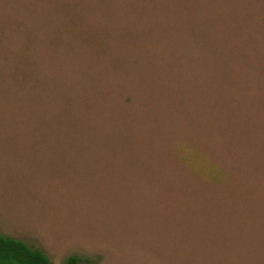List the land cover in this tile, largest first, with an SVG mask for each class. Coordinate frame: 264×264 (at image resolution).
<instances>
[{
  "label": "rangeland",
  "instance_id": "374dc122",
  "mask_svg": "<svg viewBox=\"0 0 264 264\" xmlns=\"http://www.w3.org/2000/svg\"><path fill=\"white\" fill-rule=\"evenodd\" d=\"M0 235L264 264V0H0Z\"/></svg>",
  "mask_w": 264,
  "mask_h": 264
},
{
  "label": "trees",
  "instance_id": "16d2710c",
  "mask_svg": "<svg viewBox=\"0 0 264 264\" xmlns=\"http://www.w3.org/2000/svg\"><path fill=\"white\" fill-rule=\"evenodd\" d=\"M78 255H69L61 264H80ZM0 264H51L49 258L39 249L25 242L0 235Z\"/></svg>",
  "mask_w": 264,
  "mask_h": 264
}]
</instances>
